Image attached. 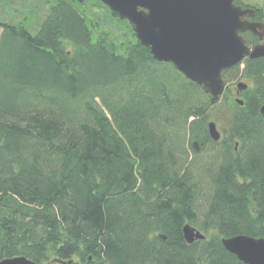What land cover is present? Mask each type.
Listing matches in <instances>:
<instances>
[{
    "label": "trees",
    "instance_id": "trees-1",
    "mask_svg": "<svg viewBox=\"0 0 264 264\" xmlns=\"http://www.w3.org/2000/svg\"><path fill=\"white\" fill-rule=\"evenodd\" d=\"M15 1L0 0V261L244 264L222 240L264 238V58L225 71L251 84L212 105L102 2L6 16Z\"/></svg>",
    "mask_w": 264,
    "mask_h": 264
},
{
    "label": "water",
    "instance_id": "water-1",
    "mask_svg": "<svg viewBox=\"0 0 264 264\" xmlns=\"http://www.w3.org/2000/svg\"><path fill=\"white\" fill-rule=\"evenodd\" d=\"M98 1L134 26L138 40L150 49L156 61L173 64L188 80L202 87L211 96L212 105L226 90L225 71L241 65L246 58H264V44L250 47L243 36L251 32L263 40L264 24L249 21L256 11L244 9L235 0ZM247 88L248 84L238 83V94ZM237 102L244 104L239 98ZM261 113L264 115V107ZM208 127L212 139L219 141L217 124L210 122ZM183 231L189 244L206 239L190 224ZM222 243L244 264H264V238L236 236L223 239ZM0 264L38 263L17 257Z\"/></svg>",
    "mask_w": 264,
    "mask_h": 264
},
{
    "label": "rangeland",
    "instance_id": "rangeland-1",
    "mask_svg": "<svg viewBox=\"0 0 264 264\" xmlns=\"http://www.w3.org/2000/svg\"><path fill=\"white\" fill-rule=\"evenodd\" d=\"M16 1H15V4H12V6L5 5L4 10H5V12H7V15L6 16H12V15L14 16L17 13L15 9L20 10V12H22L24 14H28L29 13L28 10H27V8H28L27 6L26 7H23L20 4V1H17V2ZM239 1H242L245 4L253 5V6L258 7L260 9H263L264 0H239ZM34 4H36V3H34ZM34 4H32V5H34ZM28 5L30 6V3L29 2H28ZM35 13H37V15L39 16V18H42V16L45 14V11L42 10L41 13H39V12L36 11ZM18 15L16 17H18ZM1 32L2 31L0 30V35H1ZM239 82H244V83L249 84V85L251 84L250 80H248V79H241L240 81H229V82L227 81L226 82V87L227 88H230V90L232 92L236 93L237 92V84ZM216 123H217L218 130L221 133V137H223L224 126L221 125V124H219L218 122H216ZM74 260H75V262H78L79 263V259L76 258Z\"/></svg>",
    "mask_w": 264,
    "mask_h": 264
},
{
    "label": "flooded vegetation",
    "instance_id": "flooded-vegetation-1",
    "mask_svg": "<svg viewBox=\"0 0 264 264\" xmlns=\"http://www.w3.org/2000/svg\"><path fill=\"white\" fill-rule=\"evenodd\" d=\"M235 1H236V0H235ZM238 2H239V3H236V4L243 6L244 9H254V10L256 11V15H255V17H253V18H248L249 21L264 24V17H263V15H264V9H260V8H258V7L253 6V5L245 4V3L242 2V1H238ZM261 16H262V17H261ZM250 33H251V32H250ZM251 34H253V33H251ZM253 35H254V34H253ZM255 36H256V35H255ZM256 37H258V36H256ZM258 39H259V43H258L257 45H259V44H264V39H263V40H260L259 37H258ZM255 46H256V45H255ZM250 47H254V46H250ZM260 59H261V58H260ZM234 94L237 95V92L234 93Z\"/></svg>",
    "mask_w": 264,
    "mask_h": 264
}]
</instances>
